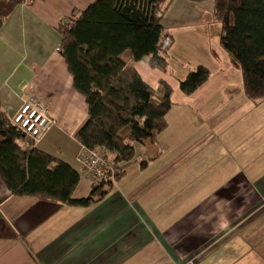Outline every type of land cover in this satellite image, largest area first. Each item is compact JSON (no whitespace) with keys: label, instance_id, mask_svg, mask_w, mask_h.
Masks as SVG:
<instances>
[{"label":"crops","instance_id":"1","mask_svg":"<svg viewBox=\"0 0 264 264\" xmlns=\"http://www.w3.org/2000/svg\"><path fill=\"white\" fill-rule=\"evenodd\" d=\"M92 2L35 1L19 6L0 28V108L11 119L28 96L50 106L55 126L34 148L79 174L73 193L78 200L91 192L77 160L82 146L74 139L87 120V108L83 97L72 89V78L58 53L60 38L55 27L72 11H83ZM176 10L175 17L187 25L185 33L177 35V28H167L162 20L165 31H171L163 44L175 60L198 59L195 66L209 70L208 80L185 96L174 93L180 81L158 79L157 88L152 87L155 80L148 75L156 69L148 67L147 59L134 63L158 97L164 95L160 81L172 88L168 128L157 137V145L134 144L135 157L124 176L104 199L88 208L16 198L0 182V264H195L197 260L198 264H264V169L258 173L264 164V115H259L258 105L244 113H240L243 107H226L237 73L225 68L232 61L219 46V32L208 30L212 3L194 5L183 0ZM196 21L203 23L200 30L192 26ZM124 60L132 64L130 55ZM207 133L215 135V143L206 142ZM184 140L188 145V150L181 149L184 155L170 166L160 165L168 148ZM201 140L205 144L200 157L191 148ZM228 141L236 154L227 158ZM142 162L146 166L140 168ZM152 166L157 174L150 177ZM215 169L223 177L218 185L211 182ZM198 171L205 176V194L217 193L218 200L193 207L175 228L172 222H162L163 202L176 206L181 190L162 189L161 178H176L177 184Z\"/></svg>","mask_w":264,"mask_h":264},{"label":"trees","instance_id":"2","mask_svg":"<svg viewBox=\"0 0 264 264\" xmlns=\"http://www.w3.org/2000/svg\"><path fill=\"white\" fill-rule=\"evenodd\" d=\"M47 0H0V28L22 5ZM212 3L219 24L218 43L242 78L244 96L264 101V0H188ZM173 0H93L83 11H72L55 31L58 53L72 78V89L83 97L87 120L74 139L84 148L101 149L114 158L120 174L135 157L134 144L149 141L168 128L172 88L163 81L158 97L133 66L144 59L150 69L165 71L168 47L163 44V17ZM129 53L132 64L123 60ZM210 77L198 66L179 82V91L192 95ZM95 120L105 122L107 128ZM146 162L140 164V168ZM0 182L16 198L88 208L104 199L111 185H91L90 195L74 199L79 174L66 163L34 148L0 108Z\"/></svg>","mask_w":264,"mask_h":264},{"label":"rangeland","instance_id":"3","mask_svg":"<svg viewBox=\"0 0 264 264\" xmlns=\"http://www.w3.org/2000/svg\"><path fill=\"white\" fill-rule=\"evenodd\" d=\"M183 1V0H177L176 4L173 7H169L166 14L164 15L163 18V24L169 28V27H174L177 28V35H181V33H183L185 30V28L187 27L185 22H180L178 21V18L175 17L176 13L178 12L177 7L178 4ZM88 5H86L85 8H87ZM176 10V11H175ZM194 27L195 30H200V28H202L203 23L202 22H198L196 21V23H194L192 25ZM185 27V28H184ZM207 27L208 30L212 33L214 32H219V24L213 20V18H208L207 21ZM184 28V29H183ZM170 30L168 32L165 31V34H163L162 36V40L163 38L169 37L170 34ZM185 33V32H184ZM171 35V34H170ZM177 35H172V37H176ZM215 36V35H213ZM126 54L129 55V53H125L122 56V59L124 60L126 58ZM190 56H192V54H190ZM167 62H168V67L165 71L156 69V70H152V74L148 75L150 79L152 80H158V79H166L169 82H173L174 84H178L177 82L184 80V78L186 77V75L190 72H192L193 70H195L196 66L195 64H199V60L194 58V57H185L184 60L182 59L181 61L175 60L173 57H171L170 52L167 53ZM232 64H227L225 65V68H228L227 66L230 67V69H232V71L236 72L237 75V79L236 80H232L230 85H232V90L230 93V101L228 103H226V107L227 109H235L239 110L242 107V111L240 113H244L246 112V110H248L250 107H252L253 105H258L260 106L258 113L259 115H264V101L259 103V104H255L249 100H247V98L244 96L243 92H242V78L240 75L239 70ZM140 71V69H139ZM141 73V71H140ZM161 73V74H160ZM142 74V73H141ZM147 78V77H146ZM154 85L155 88H157V84H159V82L155 83ZM173 89L175 90L174 93H181L178 89V86L176 88L173 87ZM182 94V93H181ZM173 99H175V95L173 96ZM240 99H242V102H240ZM241 115V114H240ZM103 128H107V124L105 122H100ZM212 136H215L213 133H207L206 135H204V138L207 140V143H215L213 142V138ZM262 141H264V139H262ZM205 141L201 140L200 144H194L191 148V153L196 154V155H200V151L202 149V146L205 144ZM229 142L228 141L225 145V153L226 156L228 158V155H234L236 154V152L234 153L233 150H236L233 147L229 146ZM261 148V147H260ZM181 149H185L188 150V145L187 143L184 141H182V143L180 145H178L177 147H169L168 151H166L164 157H163V161L160 163V165H166V166H170L172 164L175 163V161L177 160V158H180L184 155V151H182ZM186 154V153H185ZM201 157V155H200ZM237 162H234V166L237 167ZM261 164V163H260ZM259 172L260 173L263 169H264V164L262 163L259 166ZM257 173V174H258ZM157 174V171L154 170V167L152 166L151 170H149V176L153 177L154 175ZM222 174V173H221ZM229 174H233L232 172H229ZM212 175H214V178H212V183L215 185H218L223 177L221 175L218 174L217 170L215 169L214 172L212 173ZM205 176L202 174V172L198 171L197 173H194L192 179H187V178H182L179 179V182L176 184L175 181L176 178L174 179H166L164 177L161 178L162 181V189H180L181 190V196L179 195V198H181V200H179L178 204L176 206H171L167 201H164L162 204V213L164 214V217H162V222H164L165 220H167L168 222H172L175 228V223L181 221L184 217H182L183 214H185L186 212H189L193 207L197 208L199 207L203 202L205 203L206 201L209 203H213L215 201L218 200V194L216 193L215 195L211 194L209 196L206 195V191L204 192L203 189V182ZM154 178H149V180H152ZM165 182V183H164ZM164 183V184H163ZM193 190V195H187V193H190V191ZM213 191H218L219 189H211ZM209 196V197H208ZM165 197V195H164ZM211 197V198H210ZM168 198V196L166 197V199ZM187 198H189V200H186ZM210 198V199H208ZM197 206V207H196ZM182 217V218H181ZM178 219L175 221V219ZM164 228H169L167 226H164ZM198 260L195 262V264H198Z\"/></svg>","mask_w":264,"mask_h":264},{"label":"built area","instance_id":"4","mask_svg":"<svg viewBox=\"0 0 264 264\" xmlns=\"http://www.w3.org/2000/svg\"><path fill=\"white\" fill-rule=\"evenodd\" d=\"M11 125L34 145L52 127L55 120L51 116V108L36 96H28L18 111L10 119ZM83 175L91 185L116 183L120 174L114 158L101 149L91 150L82 147L77 156Z\"/></svg>","mask_w":264,"mask_h":264}]
</instances>
